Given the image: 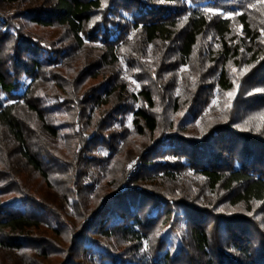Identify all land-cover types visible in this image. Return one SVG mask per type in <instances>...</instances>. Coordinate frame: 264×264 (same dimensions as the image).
<instances>
[{"label":"trees","instance_id":"1","mask_svg":"<svg viewBox=\"0 0 264 264\" xmlns=\"http://www.w3.org/2000/svg\"><path fill=\"white\" fill-rule=\"evenodd\" d=\"M55 256L264 264V0H0V264Z\"/></svg>","mask_w":264,"mask_h":264},{"label":"rangeland","instance_id":"2","mask_svg":"<svg viewBox=\"0 0 264 264\" xmlns=\"http://www.w3.org/2000/svg\"><path fill=\"white\" fill-rule=\"evenodd\" d=\"M26 28L29 30H34V32H37V28L33 27L31 25H26ZM38 32H41L38 30ZM58 30L57 29H49L47 31V35L50 36V38H55L58 35ZM237 91V86L235 89L230 91L228 93V100L227 103L230 105V102L234 98L235 94ZM158 99V106H157V113L158 117L160 118V122L162 124V128L160 129L161 131L158 133L160 135L161 133H171L174 131L175 127L171 126V122L174 120L175 122L179 121L181 119V114H176L173 112H168L170 110L164 109L163 102L161 103L159 96H157ZM185 127V132L186 133H192L194 134L196 131H199V123L196 125H186L183 124ZM74 201V198L71 199V202ZM155 211V210H154ZM155 212H152L151 214H154ZM176 221V214L173 212L166 214V216L163 217L161 224L159 225V235L163 236L167 242H168V248L174 253L178 250L180 247V242L182 237L185 235L186 232V222L184 218H180L177 224L175 225ZM75 222V220L73 221ZM175 226V227H174ZM41 230L46 231L45 228H42ZM40 232V231H38ZM56 241L58 242L59 245L66 247L67 242L66 239L63 235L61 236H56L55 237ZM60 259V256H55V257H50L47 259L46 264H55V262Z\"/></svg>","mask_w":264,"mask_h":264}]
</instances>
